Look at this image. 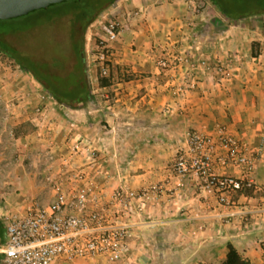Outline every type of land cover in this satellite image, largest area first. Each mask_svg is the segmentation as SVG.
<instances>
[{"label": "crops", "instance_id": "crops-1", "mask_svg": "<svg viewBox=\"0 0 264 264\" xmlns=\"http://www.w3.org/2000/svg\"><path fill=\"white\" fill-rule=\"evenodd\" d=\"M193 3L116 0L89 28L96 36L106 15L122 25L104 85L87 65L91 101L82 110L53 99L33 101L29 111L21 105L25 116L15 123L31 122L33 130L24 136L30 151H56L61 164L86 172L87 181L102 193L101 210L110 211V196L119 187L162 189L156 199L133 204L126 218L130 237L119 264H221L228 246L246 264H264V21L217 24L201 13L189 40L197 88L176 96L168 83L181 78L180 70L164 71L156 59L167 46L164 35L189 15ZM228 56L234 65L226 83L218 84L212 69L199 64ZM217 127L238 139L255 160L252 186L233 193L228 205L191 179L179 182L171 170L190 131L214 135ZM80 137L97 151L94 160L69 159ZM224 172L240 175L232 168ZM72 186L66 185V191Z\"/></svg>", "mask_w": 264, "mask_h": 264}, {"label": "built area", "instance_id": "built-area-1", "mask_svg": "<svg viewBox=\"0 0 264 264\" xmlns=\"http://www.w3.org/2000/svg\"><path fill=\"white\" fill-rule=\"evenodd\" d=\"M194 12L176 20L178 24L164 35L167 44L156 59L164 71L180 70L181 78L171 80L172 94L182 96L197 88L196 58L189 40L203 5H195ZM122 25L116 16L106 15L89 54L87 65L94 67L100 79H108L114 55L113 45L119 40ZM237 55V54H236ZM199 64L212 69L217 83L232 78V56L200 59ZM97 151L85 138H78L69 152V159L87 157L94 160ZM68 159H66L67 162ZM69 163L64 164L68 166ZM228 168L240 171L239 176L226 174ZM171 170L179 182L193 180L202 192L228 205L229 197L252 186L255 160L244 145L225 128L217 127L215 134L192 130L185 147L178 151ZM73 189L56 187L54 199L46 205L34 201L22 215H14L4 223V242L0 244V264H57L76 260L96 264H119L130 237V216L133 204L149 197L156 199L162 192L158 185L142 190L119 187L109 199L110 211L99 208L100 190L87 181V174L78 169L70 176ZM180 185V184H179Z\"/></svg>", "mask_w": 264, "mask_h": 264}, {"label": "trees", "instance_id": "trees-1", "mask_svg": "<svg viewBox=\"0 0 264 264\" xmlns=\"http://www.w3.org/2000/svg\"><path fill=\"white\" fill-rule=\"evenodd\" d=\"M116 0L65 1L0 20V53L27 72L59 105L82 110L91 101L86 63L88 27ZM229 20L264 14V0H210ZM104 85V81H100ZM4 222L0 218V244ZM221 264H246L232 246Z\"/></svg>", "mask_w": 264, "mask_h": 264}, {"label": "rangeland", "instance_id": "rangeland-1", "mask_svg": "<svg viewBox=\"0 0 264 264\" xmlns=\"http://www.w3.org/2000/svg\"><path fill=\"white\" fill-rule=\"evenodd\" d=\"M192 1L195 5H203L198 16L202 13L217 24L239 25L242 22L264 21V14L232 21L223 16L210 0ZM190 7V13L194 12V7ZM90 26L85 34L86 63L96 38L93 35L94 28L89 33ZM47 99L52 98L30 74L21 71L8 57L0 53V218L4 223L14 215L24 214L34 201L48 204L56 193V187L66 191L65 186L70 183L72 185L70 176L78 170V167L61 164L56 151H30V140H26L24 136L33 130L31 122L27 119L23 124H15L25 116L21 112L24 109L21 105H25L29 111L30 103ZM23 101L25 104L21 103ZM57 264L96 263L76 260Z\"/></svg>", "mask_w": 264, "mask_h": 264}, {"label": "water", "instance_id": "water-1", "mask_svg": "<svg viewBox=\"0 0 264 264\" xmlns=\"http://www.w3.org/2000/svg\"><path fill=\"white\" fill-rule=\"evenodd\" d=\"M75 0H0V20L24 16L31 11L48 8L51 5ZM79 1V0H77Z\"/></svg>", "mask_w": 264, "mask_h": 264}]
</instances>
